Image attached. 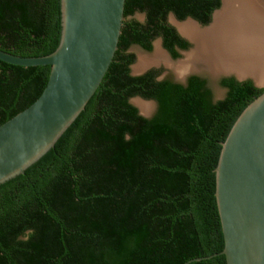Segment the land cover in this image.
Instances as JSON below:
<instances>
[{
	"label": "trees",
	"instance_id": "trees-1",
	"mask_svg": "<svg viewBox=\"0 0 264 264\" xmlns=\"http://www.w3.org/2000/svg\"><path fill=\"white\" fill-rule=\"evenodd\" d=\"M221 0H125L113 59L83 110L36 161L0 183V264H226L215 198L222 142L264 91L221 76L132 74L137 45L173 58L191 42L168 21L206 26ZM144 13V20L133 17ZM61 0H0V50L45 56L61 36ZM50 65L0 60V125L32 104ZM155 102L144 116L130 102Z\"/></svg>",
	"mask_w": 264,
	"mask_h": 264
},
{
	"label": "water",
	"instance_id": "water-1",
	"mask_svg": "<svg viewBox=\"0 0 264 264\" xmlns=\"http://www.w3.org/2000/svg\"><path fill=\"white\" fill-rule=\"evenodd\" d=\"M124 4L125 0H61V36L52 53L24 57L0 50V60L7 63L51 66L46 86L39 97L0 125V183L23 173L54 145L83 110L100 85L117 49ZM222 5L221 0L211 22L202 28L213 23L215 13L221 10ZM169 16H173L174 22H180L172 13ZM186 19L199 24L191 17ZM193 46L189 50H180L182 56ZM140 53H137L136 61ZM166 54L173 62L182 59H173L168 52ZM134 64L131 65L132 74H141L155 65L136 72ZM203 71L213 80L233 75L238 80L250 78L255 86L264 87V82H257L252 75ZM199 73L202 69H193L186 74ZM186 74H175L174 79L185 83ZM135 98L132 97L130 102L142 115L150 116L152 111L142 113ZM145 101L155 104L152 100ZM214 171L215 198L224 238L221 253L225 255L226 264H264V91L244 108L234 122L222 142Z\"/></svg>",
	"mask_w": 264,
	"mask_h": 264
},
{
	"label": "bare ground",
	"instance_id": "bare-ground-1",
	"mask_svg": "<svg viewBox=\"0 0 264 264\" xmlns=\"http://www.w3.org/2000/svg\"><path fill=\"white\" fill-rule=\"evenodd\" d=\"M221 10L213 23L205 28L195 22H175L181 33L194 42L195 47L185 57L171 61L158 47L150 56H141L135 71L152 63L162 62L177 76L193 69L211 72L232 71L238 76L252 75L264 82V4L262 0H222ZM180 61V62H178ZM186 72V73H185ZM144 114L152 110L150 102H136Z\"/></svg>",
	"mask_w": 264,
	"mask_h": 264
},
{
	"label": "rangeland",
	"instance_id": "rangeland-1",
	"mask_svg": "<svg viewBox=\"0 0 264 264\" xmlns=\"http://www.w3.org/2000/svg\"><path fill=\"white\" fill-rule=\"evenodd\" d=\"M262 2L264 3V0H262ZM133 17H135V18H137L138 20H140V21H143L144 20V14L143 13H140V12H136L134 15H133ZM168 19H169V22L171 23V24H175V22L173 21V16H169L168 17ZM185 21V20H184ZM182 22V21H181ZM186 22H189V20L188 21H186ZM198 26L199 27H204L203 25H201V24H198ZM176 27V26H175ZM186 36V35H185ZM190 41V40H189ZM159 42V43H158ZM191 42V41H190ZM194 44H193V42H191V46L190 47H192ZM158 47H160L161 49H162V44L160 43V40L159 39H155L154 40V42H153V49H152V51H145V50H143L142 48H140L139 46H136V45H133V46H131V47H129V51H132V52H134L135 54H137V53H140V51H142V52H145V53H147V54H142V56H150V55H152L154 52H155V50L158 48ZM193 48H194V46H193ZM163 50V52H165V53H167L164 49H162ZM189 50V49H188ZM140 55H141V53L139 54V56H138V59H137V61L135 62V64H134V66H133V68H134V71H135V69H136V65L139 63V58H140ZM167 55V54H166ZM186 55H184V56H182L181 55V57L182 58H184ZM178 62H180V61H178ZM175 63H177V62H175ZM152 64H155V65H152ZM152 64H150V65H152L151 67H154V66H157V67H163V68H165V71H164V73H162V76H164L166 73H170V74H172L173 75V77L174 78H176L174 75V70H175V68H174V70L171 68V67H169V66H167V65H165V64H163L162 62H159V63H152ZM138 66V65H137ZM149 66V65H148ZM148 66H146V67H148ZM145 67V68H146ZM144 69V68H143ZM143 69H141L140 71H142ZM176 71V70H175ZM136 72H139V71H137L136 70ZM186 73V72H185ZM200 75H203V76H205L206 78H207V80H208V84H209V86L213 89V96H214V98L215 99H219V98H222L223 96H224V94H225V92H226V89L225 88H223V87H221L220 85H219V83H218V79L217 80H213L212 79V77H210L205 71H203L202 70V73H199ZM187 75V74H186ZM188 76V75H187ZM185 77V76H184ZM183 78V77H182ZM179 79V78H178ZM135 98V97H134ZM137 101H140L141 99L139 98V97H136L135 98ZM136 101V102H137ZM143 101V100H142ZM143 102H150L151 104H152V106H153V103L151 102V101H143ZM155 107H156V105L154 104V106L152 107V112H154V110H155ZM152 114V113H151Z\"/></svg>",
	"mask_w": 264,
	"mask_h": 264
},
{
	"label": "clouds",
	"instance_id": "clouds-1",
	"mask_svg": "<svg viewBox=\"0 0 264 264\" xmlns=\"http://www.w3.org/2000/svg\"><path fill=\"white\" fill-rule=\"evenodd\" d=\"M144 14V13H143ZM168 17H169V15H168ZM188 18V17H187ZM178 20V19H177ZM184 20H187V19H183V20H178V21H184ZM168 21H169V19H168ZM199 23V22H198ZM200 24V23H199ZM172 25H174V24H172ZM175 26V25H174ZM176 28V27H175ZM156 39H159L160 40V43H161V39L160 38H156ZM154 42V41H153ZM137 46V45H136ZM163 48V47H162ZM153 49V48H152ZM164 49V48H163ZM144 50V49H143ZM129 51V50H128ZM152 51V50H151ZM136 58H137V54H136Z\"/></svg>",
	"mask_w": 264,
	"mask_h": 264
},
{
	"label": "flooded vegetation",
	"instance_id": "flooded-vegetation-1",
	"mask_svg": "<svg viewBox=\"0 0 264 264\" xmlns=\"http://www.w3.org/2000/svg\"><path fill=\"white\" fill-rule=\"evenodd\" d=\"M179 23H182V22H179ZM141 56H142V54L140 55V57H141ZM139 61H140V58H139ZM138 64H139V63H138ZM138 64H137V65H138ZM137 65H136V66H137ZM220 86H221V85H220ZM221 87H222V86H221Z\"/></svg>",
	"mask_w": 264,
	"mask_h": 264
}]
</instances>
